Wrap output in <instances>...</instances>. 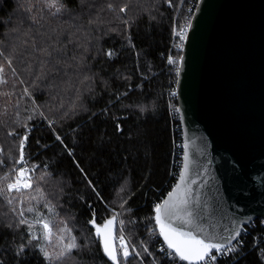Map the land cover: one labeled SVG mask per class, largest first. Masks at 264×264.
Listing matches in <instances>:
<instances>
[{
	"label": "trees",
	"instance_id": "1",
	"mask_svg": "<svg viewBox=\"0 0 264 264\" xmlns=\"http://www.w3.org/2000/svg\"><path fill=\"white\" fill-rule=\"evenodd\" d=\"M147 1L60 0L67 10L62 18L55 16V25L45 35H34L29 29L15 36L29 39L27 45L39 39L38 47L67 45V55L60 56L66 63L58 73L49 71L37 79L42 57L33 49L12 61L11 69L5 56H0L6 66H0V177L12 172L25 136L24 156L35 169L32 191L10 194L5 190L0 195V264H49L36 246H47L42 226L33 224L31 232L28 225L16 227L21 210L30 223L38 218L54 222L61 215L75 223L80 247L70 256L80 257L81 264H112L89 223L93 218L102 225L115 210L119 214L116 236L123 220L121 232L134 243L147 241V224L155 229L151 202L173 186L168 183L173 134L167 98L177 76L166 59L172 31L187 17L181 20L183 14L175 15L165 0H153L154 7L144 8ZM189 1L194 9L198 0ZM33 6L45 7V12L50 8L45 0H0V47L5 33L14 27L11 15L18 8L26 12ZM97 18L98 23L82 27ZM31 100L41 105L32 106ZM242 231V235L249 232L247 250L239 257H217L215 264H264V225L256 219ZM30 235L39 241L28 244ZM21 243L27 247L17 254ZM117 249L120 252L118 241ZM154 256L153 260L147 255L140 259L121 255L120 259L122 264H172L156 247ZM178 264L185 263L179 260Z\"/></svg>",
	"mask_w": 264,
	"mask_h": 264
},
{
	"label": "water",
	"instance_id": "2",
	"mask_svg": "<svg viewBox=\"0 0 264 264\" xmlns=\"http://www.w3.org/2000/svg\"><path fill=\"white\" fill-rule=\"evenodd\" d=\"M190 20L175 84L182 165L163 200L187 163L184 183L199 198L187 211L227 241L264 220V0H198ZM116 231L117 219V247Z\"/></svg>",
	"mask_w": 264,
	"mask_h": 264
},
{
	"label": "snow or ice",
	"instance_id": "3",
	"mask_svg": "<svg viewBox=\"0 0 264 264\" xmlns=\"http://www.w3.org/2000/svg\"><path fill=\"white\" fill-rule=\"evenodd\" d=\"M84 0H81L83 3ZM171 2V0H169ZM45 3L48 7H55L56 15L61 11H66V5L60 3V0H45ZM34 7V6H33ZM126 7V6H125ZM107 8L109 10H114L112 4H108ZM31 11V9H29ZM120 11H124V8H121ZM29 19L32 20L33 24H40V20L34 16H30ZM99 20H92L89 19L87 21V25L82 27L90 26L94 23H98ZM192 23L191 20L185 22L184 26L180 28L178 36L183 42L187 39V29H191ZM55 31V30H53ZM87 36V34H86ZM58 42V40H57ZM72 41L69 40V43ZM182 46V43L181 45ZM83 47V46H82ZM67 45L63 48L56 47L55 43L45 46V47H38L37 41L35 39L32 40V49L33 53H39L40 57L39 60V69L40 75L36 78L41 79L45 77L49 71L58 73L61 70V66L66 63V61L60 58L61 54L67 55L66 53ZM84 51H87V48H84ZM15 54V50H13L12 54L9 56H5L6 62L11 65L12 58ZM108 55H111V51H109ZM0 56H4V52L0 51ZM73 60H76L77 57L73 56ZM80 61L83 62L84 57L81 56ZM184 60L183 56L179 57L180 63ZM169 63H176V61L170 56ZM49 64L51 68H49ZM0 71H2V67H0ZM29 73L31 74V66L28 69ZM13 72L15 69L13 68ZM86 79H88L86 77ZM23 83V81H21ZM25 93L28 92L26 88ZM143 110V109H141ZM42 115V113H41ZM57 139H60L57 137ZM27 140V136L20 143V155L19 161H16L18 164H22L24 162V141ZM2 163V161H0ZM188 168V164H185V171L181 173V182L177 184L173 191L168 193V199L163 200L162 203H157L154 206V213H155V224L159 228V236L163 237V243L166 247H162L160 249L161 253L164 254L165 257H171L173 260L175 258H179L180 261H187L188 264H215L217 261V256L213 254V250L220 255H225L227 253L234 252L235 249L231 245V241L235 239L240 234V229H235V235H229L227 241L225 238L221 236L219 239L216 238L214 235H208L207 229L197 221L200 219L198 213L194 211H187L188 206L190 203H196L198 205L199 198L196 197L195 200L192 199V191L186 183V170ZM4 180H7V175L3 177ZM41 180L44 179L43 176L40 177ZM33 187V178L31 176V170H26L25 167H19L16 170V178L13 182H9L6 184V190L10 193L12 190L19 191L20 189H31ZM5 191L4 187H0V195H3ZM121 191H124V188H121ZM7 202L9 204L12 203L11 199H8ZM126 203V201L124 202ZM49 207V210L52 211L51 206L45 205ZM123 207V204L121 205ZM30 212L33 211L32 208L28 209ZM15 211V209H13ZM114 214L111 218L104 220L102 225L96 224L95 219L89 220L95 227V232L97 237L101 239L103 245V251L105 255L113 262V264H122L120 256L121 252H118V249L115 245V237L113 234L114 230V223L117 219V213L113 210ZM19 220L16 227L20 225H28V231L31 232L33 224H40L44 230L43 239L46 244L51 243L52 238V226L51 222L44 218H38L34 222L30 223L27 219L23 217V211L19 212ZM61 223L64 224V227L60 229L61 233L69 234L68 242L65 241V236L61 235L58 239L60 241L58 251L49 252L45 246L40 245L37 243L36 246L40 248V252L43 254L46 261L49 264H62V261L66 259L68 256L71 255L73 249H79L80 245L76 241V237L70 235L72 229L67 226L66 221H62ZM121 225V231H123L124 221H119ZM9 228L12 227L11 224L8 225ZM39 237L35 235H30L28 238V244H32L33 240L39 241ZM120 249L122 250V257L127 259L130 255L129 246L125 242L123 235L120 236ZM27 247L26 244L21 243L18 245L17 254L22 252L24 248ZM135 247V246H132ZM147 247H144V251L147 252ZM135 255L139 256L140 252H136Z\"/></svg>",
	"mask_w": 264,
	"mask_h": 264
},
{
	"label": "rangeland",
	"instance_id": "4",
	"mask_svg": "<svg viewBox=\"0 0 264 264\" xmlns=\"http://www.w3.org/2000/svg\"><path fill=\"white\" fill-rule=\"evenodd\" d=\"M128 2V0H127ZM144 4V8L146 7H154L155 4H154V1L153 0H148L146 3H143ZM165 5L167 7H169L170 9L174 10L175 11V15H178V14H183V17L181 20H184L185 17L186 20L183 21L180 26L178 28H175L173 29V34H172V45L170 47V50H172V53H171V57L176 61V63H174L177 67H178V64H179V57L181 54H179V51L176 50L178 47H180L181 43L183 45V42H181L179 36H178V33L180 31V28L184 26L185 22L189 20V18L191 19V16H192V13L194 11L193 9V6L194 4L192 2H183V0H180V4L179 6H174V3L173 1L169 2V0H165ZM183 5H187V8L185 7L184 10L182 9V6ZM45 7H34L31 9V11H24L22 8H18L13 16L11 15V18L13 20L14 23V27L11 26L9 28V30L7 31V33H5L4 37L6 36L5 38V41L2 43V47H0V51H3L4 52V56H9V54H12L13 53V50H15V54L12 58V61H15L17 58H19L23 53H25L26 51H28L29 49H32V42L31 45H27V41H29V39H25V41H23V37H15L16 35L18 36V34H20L21 32H25V30L30 31L34 34V35H38V34H42V35H45L44 33L47 32V29L50 30L52 28V26H54V18L55 16L58 18H62L64 16V11H61L60 13L56 14V15H53L54 13H56V8L55 7H51V8H48L45 12ZM193 9V11H192ZM187 10V14L189 11H192L191 15L189 16H185V12ZM45 13V14H44ZM30 16H34L36 17L37 19L40 20V24H33L32 20L29 19ZM35 26V27H33ZM68 25L66 24V26L63 27V30L66 31V28ZM48 27V28H47ZM187 31V30H186ZM37 41V46L38 44L41 42L39 39H36ZM3 56V57H4ZM6 64L9 66V68L11 69L12 66L9 65L7 62ZM0 66L2 67H6L5 66V63L2 61L1 57H0ZM168 99V98H167ZM32 106H40L41 103L40 102H33L31 100V103H30ZM24 139V138H23ZM19 155H20V149H19ZM17 161H19V156L17 158ZM26 158L24 156V162L22 164H18L16 163L15 166L13 167L12 169V172L9 173V175L7 176L8 179L7 180H4L3 177L5 176H1L0 177V184L2 185V187L5 188L6 190V184L9 183V182H13L16 178V170H18L19 167H25L26 170L30 169L31 170V173L34 172L33 168H31L28 164V162H26ZM32 175V174H31ZM33 187L31 189H20L19 191H16V190H12L10 192V194H20L22 193V191L24 192H29V191H32ZM7 191V190H6ZM8 192V191H7ZM42 194V193H41ZM118 204L121 206L122 205V199H118ZM3 210V206L2 204L0 203V211ZM119 211V210H118ZM113 212V211H112ZM67 218L66 217H63L62 215L59 217V218H54V222H51V226H52V238H51V243H48L47 244V248H48V251L49 252H54V251H58L57 248H58V245L60 243L59 241V237L61 235H64L65 236V243L68 242V239H69V234L67 233H61L60 229L64 227V224L61 223L62 221H66L67 222V226L69 228L72 229V232L70 235L72 236H75L76 238L78 237V234L77 233V226L75 223H70L68 220H66ZM59 222V223H58ZM58 223V224H57ZM155 224V223H154ZM147 233H148V236L147 237V241L145 240H139V242H132L130 238H126V236L124 235L123 232H121V226H120V233H119V236L117 237L118 238V246L120 248V244H121V241H120V236L123 235L124 237V240L125 242L128 244L129 246V252H130V256H134L136 258H142V256L144 255H147L149 256L150 260H153V258H155L154 256V250H155V247H156V242H157V227L155 225V229H154V226H151V224H147ZM44 231V230H43ZM80 245V244H79ZM132 246H135V247H132ZM144 247H147V252L144 251ZM121 252V255H122V250L120 249L119 250ZM136 252H140V255L137 256L135 255ZM81 259L80 257H75V256H69L67 257L66 259H64V262L62 264H81Z\"/></svg>",
	"mask_w": 264,
	"mask_h": 264
},
{
	"label": "built area",
	"instance_id": "5",
	"mask_svg": "<svg viewBox=\"0 0 264 264\" xmlns=\"http://www.w3.org/2000/svg\"><path fill=\"white\" fill-rule=\"evenodd\" d=\"M181 48H182V46L178 47L176 50L180 51ZM171 53H172V50H170L168 53V56L166 59L167 65L171 67V71H172L173 75L176 76L178 67L174 63H169V57H170ZM174 85H175V82H173V84L171 83L169 93L171 92L172 95L170 96V94H169V96H168V101H169L168 114H169V119H170L171 132L173 134V137H172V156L175 157V161H174L175 169L172 172V176H173L172 185H174L175 180L177 179V177L179 175L181 165H182V156L181 155L183 154L182 129H181V124H180L179 116H178V108H177V102H176V97H175ZM172 187H170V190ZM167 192L168 191H166L164 194H166ZM164 194L159 195L157 198H155V200L153 202H151V206H152L153 210H154L155 204L161 203V201L163 200V198L165 196ZM260 221H261V224L264 225V220L260 219ZM250 224H248V225H250ZM248 231L243 233V235H242L243 231H241V234L238 237L237 241H235L234 243L231 244L232 247L235 249L234 252L227 253L225 255H220L219 253H216L215 251H213V254L216 255L221 260L227 259L229 257H239L240 255H242L247 250L246 249L247 248V242H245V237L247 236V233H249ZM162 247H166V245H164L163 239L159 236V233L157 232L156 249H158V251L161 253L160 249ZM161 255H162V257H164V258L168 259L170 262H172V264H178L179 263L178 257L175 258V260H173L171 257H165L163 253H161Z\"/></svg>",
	"mask_w": 264,
	"mask_h": 264
},
{
	"label": "bare ground",
	"instance_id": "6",
	"mask_svg": "<svg viewBox=\"0 0 264 264\" xmlns=\"http://www.w3.org/2000/svg\"><path fill=\"white\" fill-rule=\"evenodd\" d=\"M182 46H183V45H182ZM181 49H182V48H181ZM181 49H180V50H181ZM175 84H176V81H175ZM174 91H175V85H174ZM175 97H176V96H175ZM174 161H175V157L172 156V157H171V164H170V165H171V171H170V174H169V182H168V183H170V182L172 181V179H173L172 172H173L174 169H175V163H174ZM166 184H167V182H166ZM167 188H168V187H166L164 190L162 189V190H163L162 195L167 191ZM164 195H166V194H164ZM154 200H155V199H154ZM154 200H153V201H154ZM153 201H152V202H153Z\"/></svg>",
	"mask_w": 264,
	"mask_h": 264
}]
</instances>
